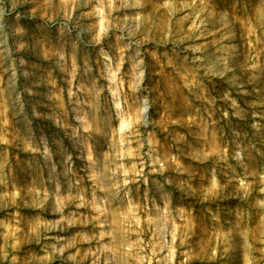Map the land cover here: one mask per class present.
Segmentation results:
<instances>
[{"label": "rangeland", "instance_id": "rangeland-1", "mask_svg": "<svg viewBox=\"0 0 264 264\" xmlns=\"http://www.w3.org/2000/svg\"><path fill=\"white\" fill-rule=\"evenodd\" d=\"M0 264H264V0H0Z\"/></svg>", "mask_w": 264, "mask_h": 264}]
</instances>
